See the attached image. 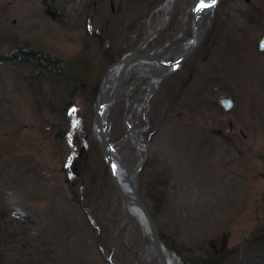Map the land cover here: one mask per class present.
Returning <instances> with one entry per match:
<instances>
[{"label": "rangeland", "instance_id": "374dc122", "mask_svg": "<svg viewBox=\"0 0 264 264\" xmlns=\"http://www.w3.org/2000/svg\"><path fill=\"white\" fill-rule=\"evenodd\" d=\"M191 2L0 0V55L14 53L0 59V264H157L88 133L89 90L70 101L67 87L19 61L11 45L70 62L92 87L108 59L102 47L115 59L160 27L148 41L170 40ZM201 22L204 36L178 70L117 94L106 136L130 172L143 157L131 132L141 131L145 160L133 184L179 263L224 264L264 226V52L256 50L264 0H218ZM177 73L188 80L171 90ZM219 94L232 98L228 112ZM210 246H224L226 257L208 256Z\"/></svg>", "mask_w": 264, "mask_h": 264}, {"label": "water", "instance_id": "95a60500", "mask_svg": "<svg viewBox=\"0 0 264 264\" xmlns=\"http://www.w3.org/2000/svg\"><path fill=\"white\" fill-rule=\"evenodd\" d=\"M198 0H194V3L190 6V9L194 8L195 3ZM210 5L211 2H210ZM199 12L193 16V21L197 18ZM201 38V32L198 28L195 31H192L190 38V45L186 52L178 57L177 59L169 62L157 60L153 57L152 53L144 55H134L139 47H136L132 52L126 53L114 60L110 65H108L102 76V81L98 87L97 95L94 102V108L91 113V120L89 126V134L93 141L96 143L97 149L101 155V158L104 162V165L107 169L110 182L117 192L120 200L131 209H135L141 221L143 222L150 238L151 246L155 252L158 264H170L169 257L165 253V247L160 241L157 228L147 210L144 203L140 199L136 187L132 181V174L136 172L139 168L140 163L128 174L125 175V181L127 182V187L123 186L116 175V169L121 168L122 165L117 162L116 166L114 158L112 156L110 145L106 138V118L108 114V109L114 102V97L117 94L118 90L121 89L120 86L126 72L129 67L134 64L136 61L145 60L151 63H155L161 66H173L176 67L198 44ZM264 31L261 37L258 40L257 48L259 51H263L264 47ZM116 68V73L113 77H110L111 71ZM161 76H158L160 78ZM109 88V90H108ZM218 103L224 110H228L231 105L229 99H220ZM144 147V146H143Z\"/></svg>", "mask_w": 264, "mask_h": 264}, {"label": "flooded vegetation", "instance_id": "af4514ba", "mask_svg": "<svg viewBox=\"0 0 264 264\" xmlns=\"http://www.w3.org/2000/svg\"><path fill=\"white\" fill-rule=\"evenodd\" d=\"M212 11H213V9H212ZM194 13H195L194 11L192 12L189 8H186L184 14L181 15L179 18L178 25H177V27H178L177 32L171 37L170 40H167L165 42H163V40L157 41L156 43H154L153 46H152V43H150V41L147 40L146 42H144L140 46L138 53H151L152 52L155 58L164 59L163 61H165L167 59H171L174 56L180 55L183 52L184 45H182L181 50L179 49L176 53L173 54L172 51L174 50V45H172V43H176V45H177V42H178L177 40L183 39L185 37L186 33H188L190 36ZM203 15H205V14H201L199 16V20H198L199 24H200L199 28L202 31V37L204 36L205 29L207 27V25H202L201 20H202ZM187 17H188V19H187ZM207 22H208V20H207ZM163 26L167 27L168 25L165 22V24H163ZM98 32H99L98 30H91L88 27V25L86 26V33L87 34H97ZM189 36H188V38H189ZM139 43H142V40L140 42H138L134 46V48ZM179 46H180V44H179ZM161 47H162V49H161ZM16 50H17L18 56H20V57L26 56V57L34 58L35 56H37L30 49H26V47H16ZM128 51H130V50H128ZM99 53H100V55H101V53L102 54L104 53L103 47L100 49L98 54ZM181 76H182L181 74H180V76H179V74H178V76L176 75L174 82H170L169 89H171V90L176 89L177 86H181V83H183V82L185 83L186 80H188V79H185V81H183V76L182 77ZM180 79H181V81H180ZM257 232H256V234L261 239V244L259 246H257L255 249H253V250L251 249L247 253V256H245V258L247 260H249L250 264H264V228L260 232H258V233Z\"/></svg>", "mask_w": 264, "mask_h": 264}, {"label": "trees", "instance_id": "16d2710c", "mask_svg": "<svg viewBox=\"0 0 264 264\" xmlns=\"http://www.w3.org/2000/svg\"><path fill=\"white\" fill-rule=\"evenodd\" d=\"M3 58L9 59L8 56L0 57L1 60H4ZM21 58L22 61L27 60L40 70L50 73L49 75L46 74L45 76H43L45 79L52 82H59L64 85L65 89L67 87V94L71 96L70 101L72 100V102H74L73 97L78 93H82L83 91L85 92L86 90H89L88 94L90 98L94 96L95 85H93L92 87H88V85L86 86L85 79L72 73L68 61L55 59L53 57H35L34 59H31L30 57L24 56ZM84 87L87 88L85 89ZM207 254L209 255V252Z\"/></svg>", "mask_w": 264, "mask_h": 264}, {"label": "bare ground", "instance_id": "6f19581e", "mask_svg": "<svg viewBox=\"0 0 264 264\" xmlns=\"http://www.w3.org/2000/svg\"><path fill=\"white\" fill-rule=\"evenodd\" d=\"M115 72H116V69L114 68V70H112L111 73H110V77H113L115 75ZM181 92H183V91H181ZM114 165L116 166V163ZM115 172H116V175H117L118 179L123 184V186L127 187L128 185H127V182L125 181V175L128 174V173L125 170L121 169V168L116 169ZM131 212H133L137 216V218L139 219V216L137 215V211L135 209L131 210ZM139 221H140L143 229L146 232L145 226L143 225V223L141 222L140 219H139ZM146 234H147V232H146ZM173 257H171L172 258V262H170V264H180L179 261L175 257H174L175 259Z\"/></svg>", "mask_w": 264, "mask_h": 264}, {"label": "snow or ice", "instance_id": "6c2138e0", "mask_svg": "<svg viewBox=\"0 0 264 264\" xmlns=\"http://www.w3.org/2000/svg\"><path fill=\"white\" fill-rule=\"evenodd\" d=\"M216 2H217V0H211V4L212 5H214ZM209 6H211V5L205 4L204 0H201V3H200V8L201 9L205 8V7H209ZM262 47H264V44H262ZM73 111H75V110H73Z\"/></svg>", "mask_w": 264, "mask_h": 264}]
</instances>
